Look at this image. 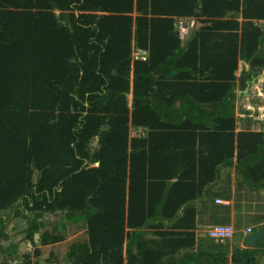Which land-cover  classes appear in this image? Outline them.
I'll use <instances>...</instances> for the list:
<instances>
[{
    "label": "trees",
    "instance_id": "obj_1",
    "mask_svg": "<svg viewBox=\"0 0 264 264\" xmlns=\"http://www.w3.org/2000/svg\"><path fill=\"white\" fill-rule=\"evenodd\" d=\"M197 12L184 43L176 19ZM261 20L264 0H0V238L62 212L87 235L70 264H176L222 167L264 190V131L236 132L235 111L239 62L264 78L245 65L264 62Z\"/></svg>",
    "mask_w": 264,
    "mask_h": 264
},
{
    "label": "rangeland",
    "instance_id": "obj_2",
    "mask_svg": "<svg viewBox=\"0 0 264 264\" xmlns=\"http://www.w3.org/2000/svg\"><path fill=\"white\" fill-rule=\"evenodd\" d=\"M260 25L264 28V20H261ZM136 57V53H134ZM249 68V64H248ZM261 72H264L262 70ZM264 88V78H260L255 88ZM261 102H256L257 114L261 117V112H264V107L257 109ZM264 103V102H262ZM264 123V120L262 121ZM258 130L264 131V124ZM256 129V130H257ZM133 134V133H132ZM224 179L220 186H216L215 189H219L223 195L221 197L213 198V203L210 201L208 209L212 205H216V211L221 217V223H214V219L211 218L205 220L204 230L209 231L215 225H231L233 226L234 236L219 242H230L234 240L235 243H239L245 236V232L248 229H254L255 227L264 224V190L255 191L249 188L243 181L240 174L237 171L228 169V172H224ZM11 211L5 213L10 214ZM4 213V212H3ZM33 217V216H32ZM44 221V228L34 235V241L27 238L26 229L29 226V220L21 217L13 219L9 225L3 230L8 234L9 238L6 240L0 238V263L5 259H8V264H63L62 255L67 252L72 243L85 240L87 237L84 234L85 226L82 221L69 219L62 212L55 214H44L42 219ZM212 223V224H211ZM55 228L60 229V234L64 237L63 242L58 244L42 245L39 241L40 235L44 231H52ZM1 229V227H0ZM209 237H211L209 235ZM234 237V238H233ZM212 238V237H211ZM37 239L38 243L35 242ZM214 239V238H212ZM216 240V239H214ZM225 243L224 245L226 246ZM223 245L222 248H225ZM67 250V251H66ZM250 252L254 254L255 260L259 264H264V241L260 246L251 249ZM54 255V256H53ZM29 257L28 259L26 257ZM28 260L29 263H28Z\"/></svg>",
    "mask_w": 264,
    "mask_h": 264
},
{
    "label": "crops",
    "instance_id": "obj_3",
    "mask_svg": "<svg viewBox=\"0 0 264 264\" xmlns=\"http://www.w3.org/2000/svg\"><path fill=\"white\" fill-rule=\"evenodd\" d=\"M135 15L136 13L134 14V16ZM197 17H199L198 12L196 13L194 17H179L176 19L175 27L177 31L180 33V37L182 38L184 43H187L190 40L192 31L200 25V22L196 19ZM237 19L240 22L243 20L241 14L239 15ZM260 22L261 21L258 22L259 25H260ZM134 53H136V57H135L136 59H145L148 56V52L141 50V49H135ZM250 64L251 62L249 63V68H251ZM243 65L244 63L240 61L239 69L236 70L235 72L236 76L238 77V80L236 82V89H235V93H236L235 111H236V120H237L236 121V132L239 130L248 129V128H250L253 131H257L258 129L256 128V126L260 128L264 124L262 122L264 120V112L263 113L261 112V115H263V117L257 114H254V112L256 111V105H258L256 104V102H261L257 109H261L264 107V103H262L264 102V94L258 93L259 91L262 90L259 86L255 88V85L257 84L256 80H252L251 82L246 79L245 75L240 76V72L243 68ZM245 65L248 68V63ZM256 68H257V72L261 73V71L264 70V62L260 60H256L254 63V66L251 69L256 70ZM131 98L132 96H130V100ZM132 133L134 135L135 134L141 135L144 132L142 131V129H137V130L134 129ZM195 149H196V152H199L197 150L199 149L198 147H196ZM233 168L236 171L235 167ZM233 168H224V167L221 168L222 176L216 186L218 185L220 186V184H222V181L224 179L223 177L224 172H228V169L233 170ZM213 191L220 192L219 189L213 188V190L210 191L211 193L210 195L208 194L206 197L196 202L198 213H197V228L195 229V233H196L195 246L191 249H184L180 251L179 253H177L176 254L177 259L175 261L176 264H206L208 262L207 256L209 255H225L227 261H225L224 264H236L237 262L242 261L237 258L236 254L241 255L242 251L244 250L243 242L245 238L250 234V233H247V230L241 242L235 243L234 240H231L230 242L227 243V242H219L217 240L212 239L211 237H209L207 230L203 229V226L205 225V220L209 221V219L213 218L215 220L213 224H215V222H217L218 224L221 221V217L218 215L219 213H217L216 211L217 206L215 205L216 206L215 207L214 205H212V207L209 209L207 207L210 201L212 203L215 201V200L213 201V198L215 199L217 197L222 196V195L214 196L212 194ZM82 230L84 234H86V229L85 230L82 229ZM84 239H86V237ZM263 241H264V238L261 239V241L257 243V246H260L261 242ZM35 242L38 243L37 239H35ZM225 243H227L226 246L224 245ZM223 245L225 246V248H222ZM254 248H251V249H254ZM250 250H249V253H250ZM65 253L66 252H64V254ZM63 258H64V255H62V258H61L63 264H70L68 261L64 260ZM233 258H235L234 261H233ZM252 258H255V257H252Z\"/></svg>",
    "mask_w": 264,
    "mask_h": 264
},
{
    "label": "water",
    "instance_id": "obj_4",
    "mask_svg": "<svg viewBox=\"0 0 264 264\" xmlns=\"http://www.w3.org/2000/svg\"><path fill=\"white\" fill-rule=\"evenodd\" d=\"M255 61L256 59H253L251 61V64H250L251 68L254 66ZM263 238H264V227H261L257 231L250 233L243 242L244 250L242 251L241 255L236 254L237 258L239 260L250 259L252 263L255 264V258H250L249 256V250L251 248L256 247L257 243ZM234 260L235 258H233V261Z\"/></svg>",
    "mask_w": 264,
    "mask_h": 264
},
{
    "label": "built area",
    "instance_id": "obj_5",
    "mask_svg": "<svg viewBox=\"0 0 264 264\" xmlns=\"http://www.w3.org/2000/svg\"><path fill=\"white\" fill-rule=\"evenodd\" d=\"M247 233H252V229H248ZM233 234L234 230L231 225H216L209 231V235L212 238L220 241L231 238Z\"/></svg>",
    "mask_w": 264,
    "mask_h": 264
}]
</instances>
